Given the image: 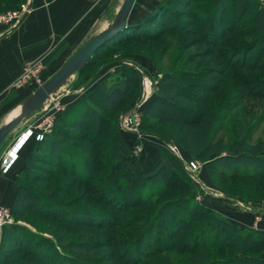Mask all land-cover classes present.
I'll return each instance as SVG.
<instances>
[{"label":"trees","instance_id":"trees-1","mask_svg":"<svg viewBox=\"0 0 264 264\" xmlns=\"http://www.w3.org/2000/svg\"><path fill=\"white\" fill-rule=\"evenodd\" d=\"M22 1L0 0V12ZM174 4L190 8V20H193L190 25L200 21L198 30L203 34L198 42L204 45V50L199 52V56L213 54L221 43L230 41L234 44L222 45L224 50L219 51L221 64L216 67L210 66L198 72L182 70L175 76L163 74L157 92L142 113L139 129L149 130L156 125L164 127L165 131L158 136L163 141L175 143L195 158L213 154V158L204 165L212 175L228 180L224 192L226 197L234 194L245 199L255 196L264 199V152L258 148L259 143L244 145L249 126L240 103L245 97L264 101V80L259 83V90L248 92L244 87L253 82V78H243L235 73L229 77L226 74V70L264 73V64L260 62L264 59V9L254 0L160 1L143 19L126 24L98 48L75 73V78L94 74L99 66H103L101 61L114 51L132 47L142 50L144 45L148 50L149 42H155L161 35L149 26L164 28L165 12ZM168 33L177 34L175 28L169 29ZM190 34L185 32L184 35ZM254 34V40L241 44L240 39ZM119 69L122 78L115 77L108 83L98 84L81 101L55 118L49 134L38 142L33 141L25 169L15 181L16 189L9 205L11 217L22 220L15 207L19 203L25 212L60 223L63 220L71 227L90 223L111 232L119 226L131 233L116 244V247L123 246L116 255L120 264H145L149 260L151 264H167L168 253L186 257L183 261L187 264H264V233L238 230L217 216L210 206L193 202V188L183 180L187 175L179 161H174L178 173L167 160L168 156L165 158L162 150L158 149L159 162L152 173L141 174L127 168L126 147L117 134L118 128L114 126L112 135H108V128L114 115L136 95L138 76L133 66L121 64ZM209 76H216L218 82L189 86L173 83L184 77ZM222 81L227 83L224 85L225 94L221 92ZM168 82L171 84H165ZM162 93H169L173 98L165 100L160 96ZM158 104L162 105L161 108L156 106ZM239 104L242 106L239 112L231 116ZM222 122L231 126L230 135L233 144L237 143L236 148L216 139L221 129L215 124ZM103 151L105 154L101 159L98 155ZM95 169L100 173L94 176ZM37 170L52 171V177L70 178L73 185H78L77 190L88 187L104 210L67 209L54 204L53 193H45L47 187L43 188L42 194L31 193L28 183L41 178ZM42 177L40 181L50 185L51 178ZM152 199H155L154 205L150 204ZM134 209L142 214L126 216ZM81 216L88 217V220L81 219ZM118 220L122 221L119 225ZM189 229L190 235L180 238ZM214 233L217 236L210 240V234ZM28 237L34 239V235L23 226L16 223L3 225L0 228V262L7 261L22 249L25 250L24 255L29 256L31 249L36 247L47 253L45 257L49 263L54 256L67 259L50 240L40 238L41 242H46V246L41 247L38 239L33 242ZM96 244L103 245L102 242Z\"/></svg>","mask_w":264,"mask_h":264},{"label":"rangeland","instance_id":"rangeland-1","mask_svg":"<svg viewBox=\"0 0 264 264\" xmlns=\"http://www.w3.org/2000/svg\"><path fill=\"white\" fill-rule=\"evenodd\" d=\"M258 6L264 9V0H254ZM201 3V2H199ZM11 9H7L4 11H1L0 13L6 12ZM191 10L190 8L187 9L180 5H170L168 6L167 11L165 12L166 16V24L165 27L160 29L157 26H149V28H152L155 31L160 32V38L156 40L155 42L150 41L148 45V50H146L145 45L142 47V50L132 48H124L123 50L114 51L112 55L109 57L103 59L100 64H103L104 69H108L110 64L114 65H121L126 64L133 66L136 70V76H138V87L136 90V95L134 96L133 100L128 103L123 109H121L118 113H116L112 119V123L110 124L108 128V135H112V131L114 126H117L118 128V135L122 138L124 136L123 132L119 129L118 123L119 119L122 115H124L128 110H130L133 105L135 104L136 100L138 99V96L141 91V78L142 76L147 77L152 82V95L150 98L140 107L141 112L145 110L151 99L154 97V94L157 92V86L158 82L160 81V78L163 74H168L171 76H175L178 74V72L185 70L190 72H198L205 68H208L210 66L216 67L218 64H221L220 59V50H224L222 48L223 44H234L230 41L227 43H221L220 48L216 49V51L207 56V57H201L199 56V52L204 50V45L198 42L199 38H202V32L198 30V26L200 24V21L195 22V25H190L193 20H190ZM241 22V21H240ZM175 28V31L177 34L170 35L168 33L169 29ZM185 32H191L190 35H184ZM184 33V34H183ZM248 36L246 38L240 39L241 44L245 43L247 44L251 40H254L256 37ZM227 41V40H226ZM198 42V43H197ZM225 42V41H224ZM237 46V45H236ZM206 48V47H205ZM134 58H140L144 64H142L141 60L136 61ZM225 59V57H223ZM249 58V57H248ZM250 60V59H248ZM117 61V62H116ZM264 64V59L260 61ZM116 63V64H115ZM112 66V65H111ZM112 72L109 73L110 77L107 79L113 80L115 77L122 78L123 74L120 72L119 66L118 67H112ZM231 73L239 74L243 78H253V82L247 83V85L244 87V90H247L248 92L257 91L260 89V82L264 80V73L255 71V72H237L233 70H226V74L228 76H231ZM91 74L87 73L86 75ZM38 80L37 83L34 79H27L25 82L20 81L19 85L16 86L17 80L20 79L21 74L18 76V78L15 80L13 84L12 91H18L14 93V97H17L14 106L7 112L9 113L7 116V119L10 120L13 118L18 110L19 107L22 105V103L37 89L39 88L44 82L50 77V76H44L42 73L38 74ZM94 74H91L92 77ZM70 78L72 81H70ZM59 90V95H55L54 97L49 98L46 100L40 108H36L32 113L28 115V117H31V122H35L40 118V116L44 112V108L47 106L50 100H55L58 103L59 108L54 111V120L59 115L63 114V112L74 103H77L81 101V98H83L88 92H90L92 89H89L86 87L87 82H83L81 77L75 78V74L73 77H70ZM218 82V79L216 76H209L206 78H194V77H184L180 79L179 81L173 82L174 84L181 85V86H189L193 84H199V83H216ZM258 83V84H256ZM160 84V82H159ZM165 84H171V83H165ZM223 87L221 88V92H226V88H224V85L227 86V83L225 81H222ZM21 89V90H20ZM239 90V92H241ZM165 100H168L170 98H173V95L169 93H162L160 95ZM233 102V101H231ZM241 105L243 106V110L246 113L247 118V124L249 126L248 133L249 135L246 136L244 141V145L246 144L248 146H253L255 143H259V149H262L264 152V101H256L253 98L245 97L242 101H240ZM240 104L236 106L237 108L234 109L231 113V116L234 114H237L239 112V108L242 107ZM157 107L161 108V104L156 105ZM48 109V107H47ZM155 109L153 108L152 111ZM142 116V114H141ZM140 125H141V119H140ZM139 125V127H140ZM217 126H220L221 131L218 132L216 139L219 140L220 143H230L233 145V147L236 148V144H233L232 137L230 135V128L227 124L224 122L215 124ZM138 127L137 134L140 136H143L140 140H151L152 142H156L157 144V154L158 149L162 150V153L164 154L165 158L167 157V160H169L171 166L173 167L176 172L179 173V169H177V166L175 165V159L179 161L182 170L185 172L187 177H185L183 180L186 182H189L193 189H191L194 197V201L196 204H202L204 206H212L213 203L216 206V211L214 210V213L217 216H220L221 210H225L227 208H233L236 210V212H242L245 213V216H251L253 217V223H251V226L247 230L256 231L255 229V223L256 218L259 219L261 215H264V199H261L259 197L255 198H244L243 196H236L234 194H231V197H226L224 192L227 190V184L229 183L228 180L220 179L215 174H211V171L207 169L204 165V163L211 158H213V154H206L200 158H195L188 153H186L184 150H182L179 146H177L175 143L171 142H165L160 137H158L161 132H164V127L160 126H153L149 128V130H140ZM51 132V131H50ZM131 133V132H129ZM49 134V133H48ZM137 140V134L132 133ZM114 135V134H113ZM126 137V136H125ZM122 140H124L122 138ZM133 141V140H132ZM145 141H142L145 142ZM134 141L132 144V147L134 149L126 150L125 152V158L128 157V155L132 154L135 155L137 153L136 149H138V146L134 145ZM169 147H172L176 150L177 155H175ZM3 151V150H2ZM1 151V152H2ZM0 152V153H1ZM3 153V152H2ZM130 153V154H129ZM105 154L103 151L102 154L98 155L99 157ZM136 156V155H135ZM173 160V161H172ZM196 162L199 165L198 170L194 174H188L183 167V164L185 162ZM104 163V162H103ZM42 166V165H41ZM154 171V170H153ZM152 171V172H153ZM52 172V171H51ZM51 172H45L43 170H37V173L40 174L41 178L42 176H45L46 178L50 179V185H46L43 181H40L41 178H39L38 181L31 180L30 183H28L29 188H31V193L35 194H42L41 191L43 188L47 187V192H45L47 195L52 194V197L55 202L54 204H57L59 206H62L64 208H88V210H104V207L101 203L97 202V197L91 194V191L88 189V187H79V190L76 189L78 186L77 184L73 185V180L70 178L63 179L62 176H55L52 177ZM150 172V173H152ZM100 173L99 169H95L93 175H98ZM148 173V174H150ZM96 179V178H95ZM95 179H93L92 182H95ZM94 189V188H92ZM57 192H56V191ZM44 194V193H43ZM73 198H77L78 201H72ZM75 200V199H73ZM155 199H152L150 204L154 205ZM11 202V200H10ZM9 203L1 202L0 205L7 208L9 210ZM22 205V204H21ZM21 205L17 203L15 205L16 211L18 212L19 216L22 217L21 219H15L12 216V223H16L20 226H23L25 229H27L29 232H31L34 235V239L31 237H28L34 241L38 239V245L46 246V242L40 241V238H46L52 242V245L57 249L58 252L64 254V257L67 259H59L57 256L51 258L52 263H49L47 258L45 257L46 252H41L40 247H36L35 249H31L30 255H24L25 250L22 249L20 251H16L17 253L12 255L7 261L0 262V264H80V263H86V264H120L116 260V255L119 248L123 247L120 245L119 247H116V244L118 242H122V237L126 236L128 234H131L128 231H123L120 229L119 226L113 228L111 232H106L103 229H98L94 225L89 224H81L79 227H71L68 224H66L63 220L62 223L56 222L44 217L36 216L35 214H31L28 212H25L21 209ZM19 210V211H18ZM15 212V209H14ZM141 213L140 210H130L126 213V216L129 215H135ZM125 214V213H124ZM142 214V213H141ZM145 214V213H144ZM260 215V216H259ZM125 215H121L120 217H123ZM66 217V216H65ZM126 218V217H123ZM220 218H223L220 216ZM81 219L88 220V217L81 216ZM225 219V218H223ZM122 220V219H121ZM226 220V219H225ZM228 221V220H227ZM118 220V225L120 224ZM229 222V221H228ZM230 223V222H229ZM202 224H198L200 226ZM193 230V228H192ZM190 235V229L186 232H184L181 236H189ZM216 237L217 235L210 234V240L212 238ZM219 236V235H218ZM96 242H102L103 245L100 246L96 244ZM64 245L65 247H63ZM7 246V245H6ZM6 248V247H5ZM43 250H45L43 248ZM6 252V251H5ZM5 254V253H4ZM111 254V255H110ZM6 255V254H5ZM4 255V256H5ZM3 256V257H4ZM40 256V257H39ZM167 264H187L183 261L186 257L179 256L175 253H168L167 255ZM220 258V257H216ZM48 261V262H47ZM145 264H151V261L149 260L148 263Z\"/></svg>","mask_w":264,"mask_h":264},{"label":"crops","instance_id":"crops-1","mask_svg":"<svg viewBox=\"0 0 264 264\" xmlns=\"http://www.w3.org/2000/svg\"><path fill=\"white\" fill-rule=\"evenodd\" d=\"M122 1L24 0L11 8V10L16 9L27 2L30 11L14 27L0 24V127L8 121L9 113L7 112L14 106L17 99L14 93L18 91L11 89L25 64L39 62L40 73L51 77L90 38L111 24ZM160 1L163 0H134L126 24H133L143 19ZM134 60L140 61L141 59L134 58ZM141 62L144 64L142 60ZM114 66L118 67L119 64ZM114 66L110 64L107 66L108 69H104L101 65L92 77L88 74L81 79L87 82V88L94 89L98 84L110 81L107 79ZM71 79L73 78H70V81ZM31 117L23 118L0 142V152L3 150V153H0V159L8 150L12 154L15 153L14 149L18 148L17 145L21 144L20 140L23 138L16 140L32 124ZM123 134L122 138L128 152L134 149L133 141L134 145L138 146L136 156L129 153L130 155L126 157L127 168L141 174L152 172L159 162L156 148L159 144L151 140H140L143 136H137L136 140L129 132H123ZM142 141L145 142L142 143ZM33 145V141H27L18 151L17 159L10 170L5 174L0 172V204L4 202L7 205L6 203L12 199L16 189V178L25 169ZM211 208L216 209L214 203ZM220 216L238 230H247L253 223V215L251 218L246 217L245 213L236 212L233 208L221 210ZM255 229L257 232L264 233V215L256 221Z\"/></svg>","mask_w":264,"mask_h":264},{"label":"built area","instance_id":"built-area-1","mask_svg":"<svg viewBox=\"0 0 264 264\" xmlns=\"http://www.w3.org/2000/svg\"><path fill=\"white\" fill-rule=\"evenodd\" d=\"M29 5L26 2L25 4L20 5L16 9L8 10L6 12L0 13V24L8 25L10 27H14L17 25L23 17L29 13ZM41 65L39 62L35 63H27L22 69L21 77L17 80V85H19L20 81L25 82L27 79H34L37 83L39 82L38 77L40 74ZM15 85V84H14ZM59 95V94H58ZM152 95V82L147 77L142 76L141 78V91L136 100L133 107L128 110L124 115H122L119 119L118 127L120 130L125 132H131L137 134L138 127L140 125L141 119V106L150 98ZM48 107V109H47ZM59 108L58 103L55 100H50L47 106L44 108L43 114L40 116L38 120L33 122L27 129H25L17 138L16 141H19L20 145H17V149H14V154L8 150L5 152L3 157L0 159V172L5 174L9 171L12 164L17 159V153L25 145V143L29 140L34 142H38L42 140V138L50 133L52 129V124L54 121V111ZM139 136V134H137ZM16 145V144H15ZM13 149V148H12ZM11 149V150H12ZM171 151L177 155V152L174 148L169 147ZM137 151V150H136ZM184 170L188 174H194L199 165L196 162H185L183 164ZM258 218H256V221ZM12 217L9 213V210L3 206H0V228L3 225L11 224Z\"/></svg>","mask_w":264,"mask_h":264},{"label":"water","instance_id":"water-1","mask_svg":"<svg viewBox=\"0 0 264 264\" xmlns=\"http://www.w3.org/2000/svg\"><path fill=\"white\" fill-rule=\"evenodd\" d=\"M133 2L134 0H123L111 24L105 30L90 38L55 74L22 103L17 114L0 127V142L23 118L27 117L36 108H40L50 97L58 95L60 93L57 90L59 85L68 77H73L98 48L125 27Z\"/></svg>","mask_w":264,"mask_h":264},{"label":"bare ground","instance_id":"bare-ground-1","mask_svg":"<svg viewBox=\"0 0 264 264\" xmlns=\"http://www.w3.org/2000/svg\"><path fill=\"white\" fill-rule=\"evenodd\" d=\"M69 78H70V77H68L67 79H65V81H63V83H65V82H66V81H67ZM63 83L59 85V87H58V89H57V90H58V92H60V91H61V90H59V89L61 88V86L63 85ZM50 98H51V97H50Z\"/></svg>","mask_w":264,"mask_h":264}]
</instances>
